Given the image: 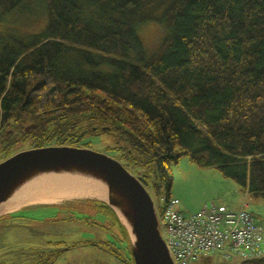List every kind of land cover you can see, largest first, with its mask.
<instances>
[{
	"label": "trees",
	"instance_id": "trees-1",
	"mask_svg": "<svg viewBox=\"0 0 264 264\" xmlns=\"http://www.w3.org/2000/svg\"><path fill=\"white\" fill-rule=\"evenodd\" d=\"M19 13L44 23L21 33L10 21ZM150 21L168 30L153 54L139 34ZM101 134L116 140L106 153L162 197L160 214L184 156L264 198V0H0V161L22 141L91 148L87 136ZM75 203L113 220L135 264L115 210Z\"/></svg>",
	"mask_w": 264,
	"mask_h": 264
},
{
	"label": "rangeland",
	"instance_id": "rangeland-1",
	"mask_svg": "<svg viewBox=\"0 0 264 264\" xmlns=\"http://www.w3.org/2000/svg\"><path fill=\"white\" fill-rule=\"evenodd\" d=\"M26 14L11 17V25L21 33L38 31L44 18ZM167 31L166 25L159 21H150L140 27L139 34L148 53L153 54L159 49ZM87 139L91 148L99 152H107V147L116 142L111 134L88 135ZM31 146L29 140L19 142L14 146V153ZM2 152L0 147V158ZM172 176V196L179 200L180 210L185 215L198 213L211 203L236 208L244 198L235 180L225 177L218 168L199 166L188 156L173 165ZM153 196L155 201L162 199ZM89 198L53 202L54 198L49 197V201L41 200L40 204L51 205L29 204L25 211L2 212L0 264H36L61 250L63 252L53 258V264H131V253L116 240L113 220L96 208L75 205V201ZM247 199L248 210L258 220H264V198L249 195Z\"/></svg>",
	"mask_w": 264,
	"mask_h": 264
},
{
	"label": "water",
	"instance_id": "water-1",
	"mask_svg": "<svg viewBox=\"0 0 264 264\" xmlns=\"http://www.w3.org/2000/svg\"><path fill=\"white\" fill-rule=\"evenodd\" d=\"M35 127L30 125L25 130ZM70 168L87 169L105 178L109 201L96 199L112 207L122 221L114 208L119 207L128 220L129 226L122 223L129 232L135 264H175L161 232L157 202L146 178L134 174L123 162L106 152L84 146L53 144L18 151L0 161V204L30 175ZM15 212L19 211L11 213Z\"/></svg>",
	"mask_w": 264,
	"mask_h": 264
},
{
	"label": "built area",
	"instance_id": "built-area-1",
	"mask_svg": "<svg viewBox=\"0 0 264 264\" xmlns=\"http://www.w3.org/2000/svg\"><path fill=\"white\" fill-rule=\"evenodd\" d=\"M249 195L243 192L244 198L236 208L211 203L190 215L180 210L178 199L167 201L159 220L175 264H193L208 254L228 260L264 257V220L248 210Z\"/></svg>",
	"mask_w": 264,
	"mask_h": 264
},
{
	"label": "bare ground",
	"instance_id": "bare-ground-1",
	"mask_svg": "<svg viewBox=\"0 0 264 264\" xmlns=\"http://www.w3.org/2000/svg\"><path fill=\"white\" fill-rule=\"evenodd\" d=\"M49 197L54 198L53 202L57 199L89 197L109 201V187L105 178L87 169L70 168L35 173L17 185L9 198L0 204V214L16 211L25 205L39 204L41 200L49 201ZM114 208L122 221L129 226L121 209L117 206Z\"/></svg>",
	"mask_w": 264,
	"mask_h": 264
},
{
	"label": "crops",
	"instance_id": "crops-1",
	"mask_svg": "<svg viewBox=\"0 0 264 264\" xmlns=\"http://www.w3.org/2000/svg\"><path fill=\"white\" fill-rule=\"evenodd\" d=\"M33 205H45L44 203L43 204H33ZM28 208V206L27 205H25V206H23V207H20L18 210H16V211H25L26 209Z\"/></svg>",
	"mask_w": 264,
	"mask_h": 264
},
{
	"label": "flooded vegetation",
	"instance_id": "flooded-vegetation-1",
	"mask_svg": "<svg viewBox=\"0 0 264 264\" xmlns=\"http://www.w3.org/2000/svg\"><path fill=\"white\" fill-rule=\"evenodd\" d=\"M45 205H47V204H45ZM48 205H51V204H48ZM54 206H59L60 207V205H54Z\"/></svg>",
	"mask_w": 264,
	"mask_h": 264
}]
</instances>
